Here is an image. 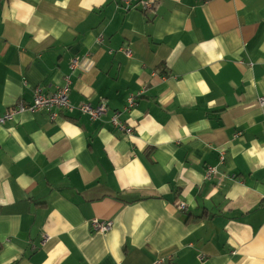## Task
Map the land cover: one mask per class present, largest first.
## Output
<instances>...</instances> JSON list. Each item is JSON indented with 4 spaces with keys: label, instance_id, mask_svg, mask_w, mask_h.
<instances>
[{
    "label": "crops",
    "instance_id": "1",
    "mask_svg": "<svg viewBox=\"0 0 264 264\" xmlns=\"http://www.w3.org/2000/svg\"><path fill=\"white\" fill-rule=\"evenodd\" d=\"M69 76L108 113L0 125V264H264V0H0V116Z\"/></svg>",
    "mask_w": 264,
    "mask_h": 264
},
{
    "label": "built area",
    "instance_id": "2",
    "mask_svg": "<svg viewBox=\"0 0 264 264\" xmlns=\"http://www.w3.org/2000/svg\"><path fill=\"white\" fill-rule=\"evenodd\" d=\"M130 0H125L129 3ZM151 6L146 5V9H150ZM151 10V9H150ZM130 54V53H129ZM79 63L77 60L73 61L71 64V71L74 73L78 69ZM72 79L71 77L66 78V84L63 87H60L55 93L45 94L42 90L38 89L35 91L33 101L30 104L24 102L19 103L10 110H8L4 115L0 116V125H5L14 120L18 115H21L25 112L36 113L40 111H51L53 118L59 116V111L67 110L74 111L78 110L83 115H87L92 120H99L102 116L106 115L109 110V106L106 102H102L97 106H92L91 104H82L78 108H75L71 105L69 99V93L71 91ZM141 92L136 95H131L128 98L127 110L132 109L136 104V97L140 95ZM260 104L264 105V97L260 99ZM111 123L115 125L120 130H127V126L124 122L120 120V113L114 112L111 117ZM222 160V159H221ZM217 170L215 167H208L207 177L211 178L216 176ZM182 209H186L184 205L181 206ZM93 230L108 231L111 228L110 223H102L99 220H94L92 223Z\"/></svg>",
    "mask_w": 264,
    "mask_h": 264
}]
</instances>
